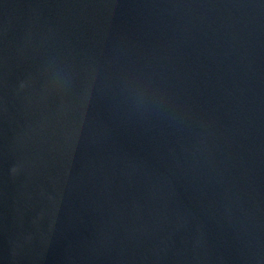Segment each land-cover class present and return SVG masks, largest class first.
<instances>
[{"label":"water","instance_id":"1","mask_svg":"<svg viewBox=\"0 0 264 264\" xmlns=\"http://www.w3.org/2000/svg\"><path fill=\"white\" fill-rule=\"evenodd\" d=\"M0 264H264V0H0Z\"/></svg>","mask_w":264,"mask_h":264}]
</instances>
